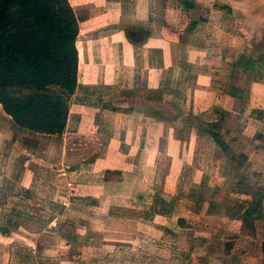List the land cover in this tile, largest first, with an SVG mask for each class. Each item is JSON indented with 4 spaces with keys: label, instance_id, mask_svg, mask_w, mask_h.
Wrapping results in <instances>:
<instances>
[{
    "label": "crops",
    "instance_id": "crops-1",
    "mask_svg": "<svg viewBox=\"0 0 264 264\" xmlns=\"http://www.w3.org/2000/svg\"><path fill=\"white\" fill-rule=\"evenodd\" d=\"M69 1L80 25L79 73L64 137L20 130L0 105V182L6 186L0 188V264H126L131 254L129 240L98 233L91 224L81 240L97 241L108 248L103 252L70 249L80 237L75 233L66 237L70 244L63 235L52 247L41 242L42 234L31 237L22 223L13 228L20 206L12 203V188L27 195L21 198L26 204L43 167H63L60 174L68 181L87 165L89 177L105 183L93 198L124 215L151 193L147 206L131 217L146 221L141 213H149L153 222L172 220V228H182L185 215L173 214L187 201L196 211L200 203L204 216L226 217L227 203L215 195L232 178L233 166L242 167L226 148L239 150L235 145L247 142L255 154L264 150V0ZM166 1L167 22L161 24ZM83 62L95 66L94 77H80ZM235 80L246 83L233 85ZM144 93L153 95L146 100ZM212 122L222 126L218 141L200 127ZM107 126L110 134L103 136ZM139 219L121 225L137 229L144 224ZM50 225L56 232L58 219ZM100 252L105 260H94Z\"/></svg>",
    "mask_w": 264,
    "mask_h": 264
},
{
    "label": "rangeland",
    "instance_id": "rangeland-1",
    "mask_svg": "<svg viewBox=\"0 0 264 264\" xmlns=\"http://www.w3.org/2000/svg\"><path fill=\"white\" fill-rule=\"evenodd\" d=\"M170 5H174L175 9V3ZM74 7L76 8L75 4ZM165 7L167 8V1L166 3H161V24H166L167 22L164 15ZM170 20L172 22L177 21L176 16L170 14ZM94 67V65L88 66L83 62L80 77H94V71H96ZM245 83L246 81L235 80L233 85L238 84L243 87ZM152 95V93H144L140 97L144 96L147 100ZM243 95L245 96V92ZM215 116L216 114L214 113L209 118ZM111 119L112 117L109 118V121ZM117 121L119 123L120 118L118 120L115 119L114 126ZM192 122H194L193 118ZM109 127L104 128V131ZM108 131L101 133L103 136H108L110 134ZM58 137L62 138L64 134ZM235 146L240 151L231 148L233 145H230L228 148L231 154L238 155L239 158L241 157L240 159H246L244 161L245 165L240 167L241 170L233 166L234 174L231 175L232 178L222 184V187H220L222 188V193L215 195L217 202L227 203L228 209H226L225 218L210 215L204 216L203 211L200 210V203L196 211L190 209V202L188 201L184 202V206L181 207L178 204L173 214L175 215V219L179 216L178 214L185 215L184 226L182 228H172V220L171 222H169L170 220H157L153 222L152 219L155 216L149 213H141V215L149 220L148 222L147 220L142 221L139 217H131V213L136 214V211H138L136 208L141 209L143 206H147L150 202L149 197H151V193H145L144 195V197H148V200H135L127 212L129 215L121 213L124 212L121 209L112 210L113 208H111L110 210V203H105L103 200L97 202L96 198H93L92 195H98L102 191V188L105 189V183H100L102 182L99 180L100 177L90 178L89 172H87L88 167L85 165L82 174L73 173V176L69 177L68 181L64 175L60 174L62 173L60 170L63 167L58 172L55 171L56 168L43 167L44 171L41 172L43 173L40 177L41 180H36V188L34 189L36 194L28 197L26 204L21 202V198L27 195L21 194L19 189L12 188L15 192L12 195L13 198H11L12 203L18 207L20 206V209L15 213L16 216H13L16 219L13 228L17 229L18 223H22L25 226H22V228L27 230L26 232L31 237H38L42 234L40 237L41 242L45 246L53 244L52 247H55L54 245L59 243L56 239L63 235L65 241L70 244L72 240H67L66 237L69 238V235L74 236L75 233L81 238L79 237L76 242L77 245H72L70 249L75 250L76 248L74 247L80 245L82 250H87L86 252L89 250L92 252L94 250L103 252L108 248L104 245L100 247L99 245L101 244L96 243L97 241L83 242L81 240L83 239L82 236L87 233L86 228L91 224V228L98 233L107 234L110 238H125L129 240L126 247H130L129 251L131 254H129L126 264H131L133 262L132 259L144 264H151L153 260L157 264H165L166 262V264H264V251L262 250L264 243V209L261 219L250 221L246 217L248 216L247 209L253 207L255 202L254 197L256 199V193L259 191L258 185L264 184V158L261 157L264 155V150L255 154L254 149L249 148L247 142L241 146ZM100 154L101 152L97 151L96 155L99 156ZM162 157L163 160H166L165 156ZM254 159H257L256 162ZM163 163L166 164V161H163ZM113 176L112 178L114 179H119L120 177L119 174H117V177ZM109 177L106 175V180ZM159 181L163 183L162 175L159 177ZM1 182L0 188H6L5 183L1 184ZM15 197L17 200H14ZM221 212L219 210L220 214ZM218 217L224 220H220ZM56 218L59 222V226H57L59 229L53 232L51 231L50 224ZM127 218L139 219L144 224L140 225L137 229L130 226L125 228L121 224L122 222L124 224L128 223ZM156 224L159 225L158 229L155 228ZM164 225L167 226L166 228H169L171 233L164 231V228H162ZM231 226L232 228L229 229L228 227ZM46 230L48 232L44 233ZM2 234L5 235L4 232ZM138 234L144 236L143 240L137 238ZM68 251L70 252L71 250ZM239 251L242 255L236 257L235 254ZM188 253L189 255H187ZM1 254L3 256L2 251ZM49 254L51 255V253ZM101 254L103 253L100 252L98 255H93L94 260L104 261V254L103 256ZM224 255H230L231 257H225ZM65 256L68 260L71 259L69 254H65ZM218 256L220 257L216 258ZM47 258L48 256H45L44 260ZM40 261H42V258H40ZM18 262L19 260L17 259L16 264ZM42 264H48V261H44Z\"/></svg>",
    "mask_w": 264,
    "mask_h": 264
},
{
    "label": "trees",
    "instance_id": "trees-1",
    "mask_svg": "<svg viewBox=\"0 0 264 264\" xmlns=\"http://www.w3.org/2000/svg\"><path fill=\"white\" fill-rule=\"evenodd\" d=\"M79 35L69 0H0V105L20 130L64 134L78 84ZM200 127L214 140L222 139L219 122ZM225 152L245 165L246 159L229 148ZM258 190L247 209L250 221L263 213L264 184Z\"/></svg>",
    "mask_w": 264,
    "mask_h": 264
},
{
    "label": "built area",
    "instance_id": "built-area-1",
    "mask_svg": "<svg viewBox=\"0 0 264 264\" xmlns=\"http://www.w3.org/2000/svg\"><path fill=\"white\" fill-rule=\"evenodd\" d=\"M53 226H56V223H54V225Z\"/></svg>",
    "mask_w": 264,
    "mask_h": 264
}]
</instances>
